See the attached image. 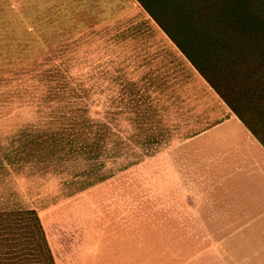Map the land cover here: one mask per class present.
<instances>
[{
	"label": "rangeland",
	"instance_id": "374dc122",
	"mask_svg": "<svg viewBox=\"0 0 264 264\" xmlns=\"http://www.w3.org/2000/svg\"><path fill=\"white\" fill-rule=\"evenodd\" d=\"M58 44L62 45L59 75L85 84L91 94L92 117L101 118L104 109L117 110V99L123 97L122 116L118 121L110 117L111 124L122 130L121 153L95 162L92 178L98 184L84 191L75 184L84 179V164L56 175L45 173V160L38 165L31 160L11 165L2 158L3 151L21 147L22 132L45 123L43 58ZM174 54L172 45L134 0H0V205L36 211L52 245L65 231V223L77 231L95 227L93 231L99 232L100 224H114L104 223L114 214L130 232L145 230L147 238H152L151 223L162 221L167 240L159 246L194 255V263L218 264V239L236 226L228 224V218H219L217 210L189 209L184 201L179 213L170 215V194L164 192L170 178L161 176L163 165L169 166L162 156L170 154L173 139L190 131L180 122L183 112H177L178 122H170L161 103L158 135L139 136L136 144L130 137L137 118L129 105L133 93L143 100L153 88L147 72L176 62ZM62 63L70 69H63ZM197 105L191 107L192 120L201 119L205 110ZM172 220L182 224L171 225Z\"/></svg>",
	"mask_w": 264,
	"mask_h": 264
},
{
	"label": "trees",
	"instance_id": "16d2710c",
	"mask_svg": "<svg viewBox=\"0 0 264 264\" xmlns=\"http://www.w3.org/2000/svg\"><path fill=\"white\" fill-rule=\"evenodd\" d=\"M134 1L172 45L176 57V62L147 72L153 88L143 100L133 93L129 105L135 117L137 111L138 121L130 137L135 144L139 136L158 135L161 102L171 91H209L264 147V0ZM61 46L43 58L44 128L37 125L22 132L21 147L3 151L2 158L11 165L30 160L38 165L45 160V173L56 175L84 164V179L75 182L84 191L98 184L92 178L95 162L121 153L122 130L111 124L110 117L118 121L122 116L123 97L117 99V110L104 109L101 118L92 117L85 84L59 75ZM61 66L70 69L69 64ZM0 264H56L36 211L0 205Z\"/></svg>",
	"mask_w": 264,
	"mask_h": 264
},
{
	"label": "crops",
	"instance_id": "0c3cea01",
	"mask_svg": "<svg viewBox=\"0 0 264 264\" xmlns=\"http://www.w3.org/2000/svg\"><path fill=\"white\" fill-rule=\"evenodd\" d=\"M202 95L207 100L203 104ZM161 103L170 122H178L177 112L182 111L184 130L201 129L173 139L170 154L162 156L169 164L163 165L161 176L170 178L164 191L170 194V215L179 213L182 201L189 209L217 210L219 218L236 226L218 239V264H264V147L212 92L171 91ZM195 103L205 107L199 120H192ZM111 217L104 223L114 224H100L99 232L95 227L77 231L65 223L55 245L49 240L56 264H199L194 255L158 245L167 240L162 221L151 223L154 236L147 238L145 230L130 232L123 219ZM142 221L146 224V218Z\"/></svg>",
	"mask_w": 264,
	"mask_h": 264
}]
</instances>
